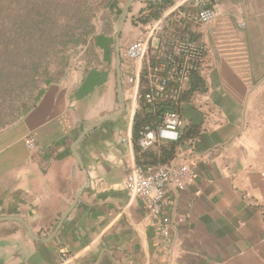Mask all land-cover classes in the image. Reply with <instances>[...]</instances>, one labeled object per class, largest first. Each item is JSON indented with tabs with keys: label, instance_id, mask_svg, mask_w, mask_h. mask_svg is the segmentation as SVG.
Listing matches in <instances>:
<instances>
[{
	"label": "crops",
	"instance_id": "1",
	"mask_svg": "<svg viewBox=\"0 0 264 264\" xmlns=\"http://www.w3.org/2000/svg\"><path fill=\"white\" fill-rule=\"evenodd\" d=\"M130 1L103 0L106 25L85 45L83 59H72L64 77L0 130V264L164 263L146 200L125 187L137 165L141 81L129 82L137 63L122 51L143 38L151 21L141 22L142 12L156 3L134 0L121 34L122 113L116 35ZM201 6L186 0L183 9ZM217 9L215 22L192 27L206 55L177 107L197 162L179 203L188 217L177 230L176 264H264V0H221ZM103 119L76 148L82 168L74 144Z\"/></svg>",
	"mask_w": 264,
	"mask_h": 264
},
{
	"label": "built area",
	"instance_id": "2",
	"mask_svg": "<svg viewBox=\"0 0 264 264\" xmlns=\"http://www.w3.org/2000/svg\"><path fill=\"white\" fill-rule=\"evenodd\" d=\"M220 1L196 0L202 6L193 11L184 10L186 0H179L144 26L143 38L122 51L124 58L137 63L136 75L130 77L129 82L140 87L141 79L146 80L143 100L153 108L161 103L169 105L158 130L150 126L144 128L139 141L141 148L147 150L160 141L178 143L175 156L169 162L146 168L136 165L125 180L131 197L140 196L147 202L148 217L161 248L166 252L163 264H176L177 230L188 217L187 213L180 211L179 203L184 190L196 178L195 142L182 138L187 122L177 109L192 78L201 73L206 55V47L193 37L192 27L215 22L219 17L217 6ZM101 30L100 24L98 32ZM86 48L82 47L72 61L82 60ZM26 145L31 152L38 148L33 136L27 138Z\"/></svg>",
	"mask_w": 264,
	"mask_h": 264
},
{
	"label": "trees",
	"instance_id": "3",
	"mask_svg": "<svg viewBox=\"0 0 264 264\" xmlns=\"http://www.w3.org/2000/svg\"><path fill=\"white\" fill-rule=\"evenodd\" d=\"M170 4L172 1L148 3L147 9L142 12L143 17L140 21L148 23L159 18ZM59 11L63 12L64 17L61 25L58 23L59 16L57 13ZM85 11L88 13L92 11L88 0H0V45L6 46L13 41V38L9 37L11 31H15L16 36L19 37L16 42L17 45H20L24 40H30L34 44L44 42V44H48V50L54 52L81 43V45H87L94 36L92 34L93 28H89L86 33L77 36L76 28L72 25V23H76V19L77 24L83 20L81 15ZM39 68V63L34 62L31 68L32 77H35L39 72ZM198 82L200 80L195 77L194 86H198ZM145 91L146 80L143 77L139 92L140 108L134 117L133 144L136 163L144 168L169 162L175 156L178 146L177 142H169L166 145L158 146L157 150L141 148L139 141L144 128L150 126L157 129L161 124L163 113L169 109V105L162 103L154 108L148 105L143 100ZM189 136L190 133L186 129L182 138Z\"/></svg>",
	"mask_w": 264,
	"mask_h": 264
},
{
	"label": "rangeland",
	"instance_id": "4",
	"mask_svg": "<svg viewBox=\"0 0 264 264\" xmlns=\"http://www.w3.org/2000/svg\"><path fill=\"white\" fill-rule=\"evenodd\" d=\"M88 4L92 11H85L79 24L77 19L76 23H72L77 36L86 33L89 28H93L91 31L95 35L100 24L102 27L106 25L108 18L103 11V0H88ZM57 15L58 23L63 24V12L59 11ZM9 37L13 38L12 42L6 46L0 45V130L20 120L36 104L46 87L64 77L72 59L86 45L81 43L54 52L48 50V44L44 42L34 44L30 40H21L22 43L17 45L19 37L15 31H11ZM34 62H38L40 68L32 77Z\"/></svg>",
	"mask_w": 264,
	"mask_h": 264
},
{
	"label": "water",
	"instance_id": "5",
	"mask_svg": "<svg viewBox=\"0 0 264 264\" xmlns=\"http://www.w3.org/2000/svg\"><path fill=\"white\" fill-rule=\"evenodd\" d=\"M133 1H134V0H131V1L127 4V6H126V8H125V10H124V13H123V16H122V18H121V20H120V22H119L118 31H117V35H116V42H117V72H118V88H119V94H120V96H121V101H122V106H123L122 113L126 110V103H125V99H124V96H123V84H122V79H121V62H122V58H121V48H120L119 43H120V39H121V34H122V31H123V28H124V26H125V24H126V21H127V19H128L129 14H130L131 4H132ZM142 1H147V2H164V1H166V0H142ZM113 118H115V117H113ZM106 120H108V119H103V120L99 121L98 123H96V124L90 126V127L87 128V129H86V130H85V131H84V132L78 137V139L76 140V142H75V144H74V147H73V151H74L75 156L78 158V160H79V162H80L82 168H84V167H83V164H82V162H81V160H80V157H79V155H78V153H77V151H76V148H77V146L82 142V140H83V139H84V138H85V137H86L91 131H93L94 129H96L100 124H102V123L105 122ZM81 192H82V191H79V192H78L77 197H76V200L74 201L72 207L75 205V203H76L77 200L79 199V197H80V195H81ZM70 210H71V209H70ZM70 210H68V211L64 214V216H63V218H62V220H61V223H62V221L68 216ZM15 220H18V221L22 222V223L26 226V228H27V230H28L30 236H31L32 238L38 240V238L33 234L31 228L29 227V225H28L25 221L20 220V219H15ZM61 223H60V225H61ZM60 225H59V227H60ZM59 227L57 228V230L59 229Z\"/></svg>",
	"mask_w": 264,
	"mask_h": 264
}]
</instances>
